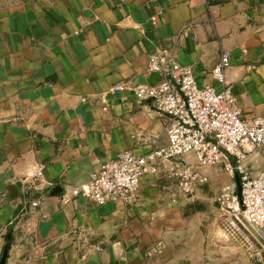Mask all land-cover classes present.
<instances>
[{
  "label": "crops",
  "instance_id": "0c3cea01",
  "mask_svg": "<svg viewBox=\"0 0 264 264\" xmlns=\"http://www.w3.org/2000/svg\"><path fill=\"white\" fill-rule=\"evenodd\" d=\"M158 50L218 88L212 70L228 53L243 115L264 116V0H0L6 264H201L209 214L178 189V161L147 172L130 206H95L78 189L120 152L168 144L165 118L134 91L157 82L147 65Z\"/></svg>",
  "mask_w": 264,
  "mask_h": 264
},
{
  "label": "built area",
  "instance_id": "2783aa9c",
  "mask_svg": "<svg viewBox=\"0 0 264 264\" xmlns=\"http://www.w3.org/2000/svg\"><path fill=\"white\" fill-rule=\"evenodd\" d=\"M230 64L229 54L223 52L212 70L221 87L201 86L191 67L182 65L171 51L151 53L147 73L158 80L138 85L134 91L138 100L149 102L165 118L168 144L141 155L130 150L120 152L91 172L89 181L78 188L81 195L95 206L109 202L130 206L144 175L157 173L161 163L175 160L176 185L184 195H191L207 181L196 165L224 164L232 176L239 177L241 197L235 194L237 181L232 180L218 201L230 212L242 210L264 231V166L253 175L242 163L253 151L264 160V116L243 115L226 80ZM187 154H194L196 162L186 161ZM61 201L66 204L70 200L63 194Z\"/></svg>",
  "mask_w": 264,
  "mask_h": 264
},
{
  "label": "rangeland",
  "instance_id": "374dc122",
  "mask_svg": "<svg viewBox=\"0 0 264 264\" xmlns=\"http://www.w3.org/2000/svg\"><path fill=\"white\" fill-rule=\"evenodd\" d=\"M255 160V161H254ZM263 160L257 151L243 161V165L255 175L259 169V161ZM235 161L232 160V164ZM198 170L207 176V181L196 188L190 197L195 196L193 211L208 212V218L203 221L202 232L205 238V253L201 256V264H264L261 253L254 251L246 242L239 237V243H231L221 238H230L235 235L228 225V215H232L225 204L218 201V197L223 193V189L230 185L232 180L237 181V174L232 176L224 164L201 167L196 165ZM211 171H218L219 182L210 179ZM257 174V173H256ZM238 184V182H237ZM239 195V187L235 192ZM234 213V212H233ZM235 214V213H234ZM210 226V228H209ZM215 230V231H213ZM235 239V238H234Z\"/></svg>",
  "mask_w": 264,
  "mask_h": 264
},
{
  "label": "bare ground",
  "instance_id": "6f19581e",
  "mask_svg": "<svg viewBox=\"0 0 264 264\" xmlns=\"http://www.w3.org/2000/svg\"><path fill=\"white\" fill-rule=\"evenodd\" d=\"M238 213L241 214L243 217L240 219V225L243 228V230L241 231L242 234L239 236L237 235V236L240 237L242 241L248 242L250 245H252L254 247V251H256L259 254L261 253V255H262V252L264 251V243L261 242L260 238L264 239V231L261 230L260 228H258L257 226H255L248 219V217L246 216V214L242 210L235 212V214L233 212H231L232 215H236ZM227 218L229 220L228 224L230 225V227L232 228V231L234 232V228L231 225V223H233V224H235V223L230 218V215H228ZM244 219H245V221H244ZM237 226L238 225H236V227ZM237 228H239V227H237ZM253 240H255L256 243H254ZM257 243H258V245H257ZM260 264H262V263H260Z\"/></svg>",
  "mask_w": 264,
  "mask_h": 264
},
{
  "label": "water",
  "instance_id": "95a60500",
  "mask_svg": "<svg viewBox=\"0 0 264 264\" xmlns=\"http://www.w3.org/2000/svg\"><path fill=\"white\" fill-rule=\"evenodd\" d=\"M237 182H238V187H239V197H241V184H240V179H239V177L237 176ZM230 218L232 219V221L236 224V225H238L237 227H239V228H237L236 227V225L235 224H233V223H231V225L233 226V228H234V232H235V239H234V243H239L238 242V240H239V235H241L242 234V230H243V228L241 227V225H240V219L241 218H243L242 217V215L241 214H236V215H230ZM228 219V218H227ZM229 221V220H228ZM244 221H245V219H244ZM251 227V226H250ZM238 235V236H237ZM8 239H9V241L11 240V236H8ZM261 239V242L262 243H264V239L263 238H260ZM253 242L254 243H256L255 242V240H253ZM10 243V242H9ZM246 244L248 245V246H250V247H252V248H254L252 245H250L248 242H246ZM257 245H258V243H257ZM9 249H10V244H7L5 247H4V249H3V252H2V255H1V257H0V264H6V261H7V258H8V255H9ZM262 257H263V260H264V251L262 252Z\"/></svg>",
  "mask_w": 264,
  "mask_h": 264
}]
</instances>
